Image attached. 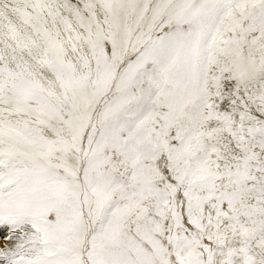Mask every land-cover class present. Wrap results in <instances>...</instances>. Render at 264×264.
Returning a JSON list of instances; mask_svg holds the SVG:
<instances>
[{
    "label": "snow or ice",
    "instance_id": "snow-or-ice-1",
    "mask_svg": "<svg viewBox=\"0 0 264 264\" xmlns=\"http://www.w3.org/2000/svg\"><path fill=\"white\" fill-rule=\"evenodd\" d=\"M0 264H264V0H0Z\"/></svg>",
    "mask_w": 264,
    "mask_h": 264
}]
</instances>
